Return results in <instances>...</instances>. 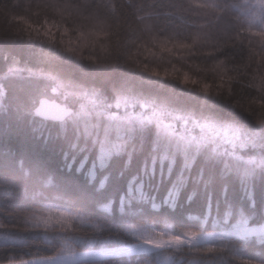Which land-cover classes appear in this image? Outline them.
<instances>
[{"label": "trees", "instance_id": "trees-1", "mask_svg": "<svg viewBox=\"0 0 264 264\" xmlns=\"http://www.w3.org/2000/svg\"><path fill=\"white\" fill-rule=\"evenodd\" d=\"M34 3L0 0V262L193 239L247 225L252 232L73 264H264V232L251 228L264 226V126L122 69L104 74L72 65L65 71L90 85L81 90L79 127L35 117L42 98L68 104L39 67L37 50L13 36ZM142 107L160 125L133 118ZM126 113L130 118L120 120ZM201 123L235 135L228 144L209 135L202 141ZM42 179L55 185L56 207L45 210L77 212V231L24 230L25 214L41 206L34 188Z\"/></svg>", "mask_w": 264, "mask_h": 264}, {"label": "clouds", "instance_id": "clouds-1", "mask_svg": "<svg viewBox=\"0 0 264 264\" xmlns=\"http://www.w3.org/2000/svg\"><path fill=\"white\" fill-rule=\"evenodd\" d=\"M13 36L37 50L39 67L65 95L76 128L81 90L90 85L65 71L69 65L104 74L122 69L264 126V0H35ZM54 188L50 179L38 182L41 206L25 214V231L80 228L77 212L45 210L56 207Z\"/></svg>", "mask_w": 264, "mask_h": 264}, {"label": "rangeland", "instance_id": "rangeland-1", "mask_svg": "<svg viewBox=\"0 0 264 264\" xmlns=\"http://www.w3.org/2000/svg\"><path fill=\"white\" fill-rule=\"evenodd\" d=\"M121 106V105H119ZM131 113V111H129ZM126 113L124 116H121L120 120L127 119L128 117L130 118L131 114ZM151 114L148 111L143 112H138L137 116H133V118H136L138 121L144 122L146 121H156L155 116H150ZM122 119V120H123ZM158 125H160L156 121ZM201 128V140H205V136L209 135L212 139L218 140L219 142H223L224 144L231 143V140L233 139V135H235L234 130H232L229 127H220L216 125H210V124H204L201 123L199 125ZM175 137V136H173ZM232 138V139H231ZM232 144H230L231 146ZM241 229H238L237 231H230L228 233L226 232H217V233H212L209 235L193 238V239H171V240H165V241H159V242H149L145 244H140V245H135L127 248H122L119 250H110V251H103V252H89V253H82V254H76V255H69L65 257H58V258H52V259H43V260H38V261H32V262H27V263H18V264H73V263H79V262H85V261H91V260H96V259H102V258H107V257H112V256H119L123 254H137V253H142L145 251H158V250H163L166 248H172V247H179V246H185L189 245L192 243H198V242H204V241H209V240H216L222 237H227V236H232V235H238L242 230H244V233L246 232H252L253 229L246 228L247 225L239 226ZM264 228V226H256V227H251L254 229H258L255 232H264V230H259V228ZM254 233V232H253ZM172 240H179L181 243L178 246H174L171 241Z\"/></svg>", "mask_w": 264, "mask_h": 264}, {"label": "water", "instance_id": "water-1", "mask_svg": "<svg viewBox=\"0 0 264 264\" xmlns=\"http://www.w3.org/2000/svg\"><path fill=\"white\" fill-rule=\"evenodd\" d=\"M34 116L47 122L64 123L69 119V109L58 101L42 98L34 109Z\"/></svg>", "mask_w": 264, "mask_h": 264}, {"label": "snow or ice", "instance_id": "snow-or-ice-1", "mask_svg": "<svg viewBox=\"0 0 264 264\" xmlns=\"http://www.w3.org/2000/svg\"><path fill=\"white\" fill-rule=\"evenodd\" d=\"M153 75H157V73H153ZM182 83L184 84H188L189 83V79L187 76L184 77V79L182 80ZM192 83H195L194 81ZM208 89H207V86L204 87V91L206 92Z\"/></svg>", "mask_w": 264, "mask_h": 264}, {"label": "bare ground", "instance_id": "bare-ground-1", "mask_svg": "<svg viewBox=\"0 0 264 264\" xmlns=\"http://www.w3.org/2000/svg\"><path fill=\"white\" fill-rule=\"evenodd\" d=\"M65 256H67V255H65ZM65 256H60V257H65ZM58 258V257H57Z\"/></svg>", "mask_w": 264, "mask_h": 264}]
</instances>
